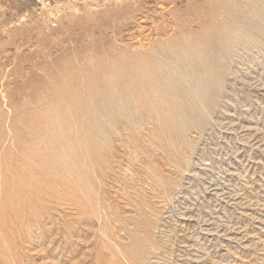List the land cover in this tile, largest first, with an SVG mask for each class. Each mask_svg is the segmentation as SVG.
Listing matches in <instances>:
<instances>
[{
	"label": "rangeland",
	"instance_id": "1",
	"mask_svg": "<svg viewBox=\"0 0 264 264\" xmlns=\"http://www.w3.org/2000/svg\"><path fill=\"white\" fill-rule=\"evenodd\" d=\"M0 264H264V0H0Z\"/></svg>",
	"mask_w": 264,
	"mask_h": 264
},
{
	"label": "bare ground",
	"instance_id": "2",
	"mask_svg": "<svg viewBox=\"0 0 264 264\" xmlns=\"http://www.w3.org/2000/svg\"><path fill=\"white\" fill-rule=\"evenodd\" d=\"M241 25L243 26V24H241ZM238 33L239 34H245L244 30L241 28V26L238 30ZM186 77H189L193 81L192 83L189 80L187 81L188 84H189V82L191 84V85H189L191 94L195 95L197 93H202V92L204 93V91H206V87L208 86L207 81H203L202 78H199V77L191 75V74L190 75L188 74ZM184 80H186V79L184 78Z\"/></svg>",
	"mask_w": 264,
	"mask_h": 264
}]
</instances>
